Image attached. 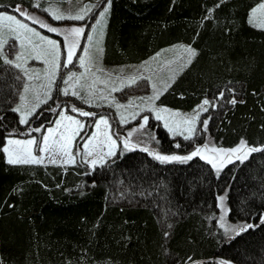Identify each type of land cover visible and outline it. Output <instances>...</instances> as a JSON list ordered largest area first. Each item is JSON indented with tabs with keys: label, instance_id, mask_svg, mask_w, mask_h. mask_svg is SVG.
I'll use <instances>...</instances> for the list:
<instances>
[{
	"label": "trees",
	"instance_id": "16d2710c",
	"mask_svg": "<svg viewBox=\"0 0 264 264\" xmlns=\"http://www.w3.org/2000/svg\"><path fill=\"white\" fill-rule=\"evenodd\" d=\"M262 1L111 0L102 63L136 64L171 45L187 44L196 55L157 104L191 111L206 98L213 103L201 115L195 139L170 138L151 122L147 148L184 156L208 141L226 149L241 139L247 146H264V28L249 23ZM16 5L56 27L60 34L27 19L58 39L71 26L35 11L34 0H0V10L15 11ZM0 65L2 264H211L218 258L264 264V152L215 168L200 157L161 163L139 145L91 170L81 162L9 164L5 139L24 135L25 127L13 111L16 70L1 53ZM60 95L55 90L28 125H49L57 110L47 109L73 101ZM233 98L236 103H229ZM223 209L230 222L252 227L229 236L219 226Z\"/></svg>",
	"mask_w": 264,
	"mask_h": 264
},
{
	"label": "rangeland",
	"instance_id": "374dc122",
	"mask_svg": "<svg viewBox=\"0 0 264 264\" xmlns=\"http://www.w3.org/2000/svg\"><path fill=\"white\" fill-rule=\"evenodd\" d=\"M39 2L40 7L35 8L34 10L37 12L45 13L47 14L51 19H53L51 13H57V14H64V15H75L85 4H92L97 5L99 4V7H94L92 13L88 14L86 16V20L84 21H76V20H70V19H64V20H55L62 23H70V27H78V25H88L91 26L94 24L95 19H99V17L96 15L105 5L103 4L102 0H72L71 3H68L67 0H34V4ZM264 3V0L261 2ZM259 3L255 9L256 11L254 13L251 12L252 18L259 24L264 23V10H261L259 8ZM44 9H48V11H44ZM0 12H5L10 15L16 16L18 19H20L23 23L28 24L30 28H33L36 32L40 33V35L52 39L55 41H58L61 43L60 48V57H59V63L63 65L65 62V58L67 55L66 52V42L63 40V36H61L60 39L56 38L55 36L51 35L50 33L45 32L44 30H41L36 25H33L30 21H28L25 18L20 17L15 11H8L5 9L0 10ZM105 22L106 18L103 19L102 22V35L100 33V30L93 32L91 27H85V35H91L93 36L92 41L86 40L83 36L79 38L78 45L79 48L74 49L73 51V64H70L68 68L61 67L60 71L64 74V78H67L68 75H70L72 72L77 73L78 76H81L83 74L82 78L80 79L79 83L76 84L75 87H72V84L74 82H70L69 85H64L62 80L60 79V76L57 75L56 78V85H59L60 96L68 97L70 96L73 101L71 100H63L64 103H61L59 107L54 106V110H57L56 116L54 117L53 121L46 126L41 127L40 132L32 131V129L40 127L39 126H33L28 124H21V126L25 127L24 135H8L5 139V143L3 147H7V139H30L31 137H36L38 140H42L43 136L48 135L47 129L48 128H55V121L60 120L61 127L68 129V134L71 135L72 130H76L78 132L77 135L73 137L72 144L69 145V150L75 155V162H68L64 163L63 159L57 157L56 163H50L48 157L46 154L41 153V155H45V161L43 164H58L61 166H67V165H73L76 162L83 163V160H91V159H97L96 156L93 157H85L83 156V146L88 143L89 140L92 141V143L88 144L89 148H92L94 144H99L101 141L107 142V144L110 146V141H108V135H112L113 133H116L121 137V139H117V147H113L112 151L114 152L113 155H105L103 160H98V165H102L105 163L108 159L114 157L118 151H127L128 149L123 147L122 139L127 138V132L131 129L137 128L139 123H142L141 117L147 115L149 116V123L153 122L154 127H160L163 128L166 132V134L170 138H181L183 139L182 135H176L173 136V133L168 130L164 126L165 121L167 120L169 123H171V117L169 116L168 112L161 113L165 119H162L160 121H157L155 119V112H149L147 109L152 106V104L146 103L145 101L141 100L140 97H148L153 95V89L151 87L152 84L156 85V88L158 90H161L163 93L165 88L167 89V85L171 84L172 81L176 78L178 73L184 69L188 65L189 60V53L185 50L186 48L190 47L187 44L178 43L171 45L163 50H160L156 54L152 55L151 57L147 58L146 60H143L139 63L134 64H123V65H113L108 66L104 65L102 63V53H96V48L100 47L102 48V36L104 34V28H105ZM66 25V24H65ZM82 26V25H81ZM9 28H16L15 24H11L8 26ZM69 25H67V28ZM69 27V28H70ZM12 33H9L11 35ZM31 35V34H29ZM33 41L35 43H39V40L37 37H33ZM64 46V47H63ZM82 48H88L90 49L93 54L98 56V66L102 71L97 72L96 67L93 66L90 71H86L85 67H82L79 63V60L76 59L78 56L84 55V53L80 50ZM0 53L5 59V56L7 59L11 60L13 59V56L15 53L9 52L7 48L0 50ZM193 56L191 57L192 60ZM44 57L41 56L40 58H33L31 56H28L25 54L24 60L17 61L18 63H21L24 68L35 70L36 73H40L41 78L36 79L35 76L33 79L29 80L26 76H24L21 69H17L14 66H12L16 70L17 76H20L21 79H17V87H16V95L13 102V109L17 108L21 105V100L19 99L21 94L26 95L27 97V105L29 108L32 107V105L35 103L34 95L36 93H40L43 95V89L40 88V85L43 83H46V81L43 79V71L48 66L43 63ZM10 65V64H9ZM74 65V66H73ZM143 66V67H141ZM95 72L97 77H100V80H96V78L91 74ZM133 77H147L150 79L145 78H139L136 80V83L131 82V78ZM87 82L88 85H91V94L88 92L82 91L79 88V84ZM103 81V82H101ZM29 85V90L27 93H24V85ZM67 87L69 89V95H64L62 92V89ZM120 89L113 91L112 89ZM73 91H80L81 96L84 97V99H87L89 102L85 103L84 100L77 96L71 95V92ZM55 88H53L51 92V96L54 94ZM161 95V94H160ZM159 95V96H160ZM210 100V99H209ZM211 101V100H210ZM203 102V101H202ZM202 102L199 104L201 105ZM155 108H166L170 110L171 112L178 113L179 115L176 117L177 123L179 124L180 130L184 131L188 125L183 124L180 120V117L185 115H193L194 109H197V106L191 110V111H181L178 109H173L170 107H166L163 105L157 104V99L153 102ZM124 105V107L117 109L116 105ZM213 104V103H212ZM76 106L77 108L83 109L84 111L93 112L96 113V116H81L78 112H72L71 107ZM211 105H204V108H207ZM38 109H36L37 111ZM63 112L66 116H71L75 120H79L81 124L84 125L83 130H80L79 127L76 124H73L71 121L62 119L58 113ZM206 111L200 110V115L205 113ZM18 114V117L20 119V113L16 112ZM99 115H104L109 119L110 125H112L111 128H105L103 125H101L99 132L94 126L95 120L98 118ZM123 115L126 119V123L120 122V117ZM34 116V115H33ZM33 116H29L28 119L32 118ZM198 119V121H199ZM198 121L196 122V129L198 127ZM148 126V125H147ZM146 126V127H147ZM87 127H89V132H87ZM146 127L142 130H138L133 133L132 137L130 138L131 144H137L139 146L143 147H152L151 139H147V136H151V132H147ZM30 133V135H29ZM96 134V138L92 139V134ZM107 133L108 135H105ZM184 134L187 135V131H184ZM197 135V132L195 134V137ZM113 139H116V136L112 137ZM147 139V140H146ZM195 139V138H194ZM184 140V139H183ZM190 141V140H187ZM209 144V150H206L202 152L203 156H207L213 160V162L218 167H222L228 162H233L239 153L233 154L231 161L225 158V153L216 152L213 153L210 151L211 148H222L215 146L211 141L206 142ZM239 146V145H238ZM236 146V147H238ZM138 148V147H137ZM227 150L226 148H223ZM105 152L108 151V147H105ZM243 151L246 152V149H243ZM5 153V152H4ZM35 154V153H34ZM6 159H8V154L5 153ZM247 156V155H246ZM245 156V157H246ZM244 157H242L243 159ZM87 169L91 170L94 167L91 164L83 163ZM95 166V167H96ZM221 217L223 219H221ZM264 217V213L262 214L261 218ZM260 218V219H261ZM219 226L221 229L225 231L226 234L229 236L236 235L243 231L245 229L244 226H247L245 224H239V223H233L230 222V220L227 218V213L225 209H223V212L219 214ZM186 264H204L203 261H191ZM211 264H237L230 260L224 259V258H218L215 261H213Z\"/></svg>",
	"mask_w": 264,
	"mask_h": 264
},
{
	"label": "snow or ice",
	"instance_id": "6c2138e0",
	"mask_svg": "<svg viewBox=\"0 0 264 264\" xmlns=\"http://www.w3.org/2000/svg\"><path fill=\"white\" fill-rule=\"evenodd\" d=\"M68 3H71L72 0H67ZM103 4L105 5L96 15L99 17V19L94 20V24L91 26L83 25L79 27H70L66 28L63 31V40L66 42V58L63 65L59 63V57H60V48L61 43L52 39H48L40 33L36 32L33 28H30L28 24L23 23L20 19H18L14 15L7 14L5 12H0V50H3L7 48L9 52L15 53L13 56V59L9 60L5 56L4 62L7 64H10L14 66L17 69H21L24 76H26L29 80L33 79L35 76L36 79H40V73H36L35 70H30L27 68H24L21 63H18L17 61L24 60L25 54L28 56H31L33 58H40L41 56L44 57L43 63L47 65L48 67L44 69L43 71V79L46 81V83H43L40 85V88L43 89V95L40 93H36L34 95L35 103L32 105L31 108L27 105V97L24 94H21L19 99L21 100V105L17 108L13 109V111L20 113V124H28L29 123V116L33 115H39L36 112V109L40 108L42 104H47L48 100L53 99L51 96V92L53 88L57 92H60L61 89L59 88V85H56V78L57 75L60 76V79L62 80L64 85H69L70 82H74L72 84V87H75L77 83H79L80 79L82 78L83 74L81 76H78L77 73L72 72L70 75L67 76V78H64V74L60 71L61 67L68 68L70 64H73V51L74 49L79 48L78 40L82 36L88 40L92 41L93 36L91 35H85V27H91L93 32H96L100 30V33L102 35V22L104 17L106 16L108 12V7L111 4V0H102ZM219 5H217L218 7ZM35 8H39L40 4L37 2L33 5ZM94 7H99V4L92 5V4H85L75 15H64V14H57V13H51L53 19L55 20H64V19H70V20H76V21H84L86 20V16L90 13H92ZM259 8L261 10H264V3H261L259 5ZM44 11H48V9H44ZM212 10H209V15ZM256 9H252L251 12L254 13ZM15 12L19 14L20 17H24L25 19H31L33 23H39L41 28H46L48 32L52 33H59V30L56 27L51 26L50 24L44 23L39 21L36 17L30 16L29 13L23 8L22 5H16L15 6ZM209 16H205L204 19H208ZM249 23L252 24L254 27H260L264 28V23H257L252 16L250 15ZM11 24H15L16 28H9L8 26ZM9 33H12L9 35ZM31 34V35H29ZM33 37H37L39 40V43H35L33 41ZM84 55L76 57V59L79 60V63L82 67H85L86 71H90L93 66L96 67V71H102V69L98 66V56L93 54V52L88 48H82L80 49ZM190 55L188 63H191V57L196 55V52L191 47H188L185 49ZM96 53H102L103 49L100 47L96 48ZM2 66V65H0ZM74 66V65H73ZM187 66V65H185ZM143 67V66H141ZM96 80H100V77L96 76V73H91ZM139 78H145L150 79L147 77H133L131 78L132 83H136V80ZM17 79H21L20 76H17ZM103 82V81H101ZM24 93H27L29 90V85L25 84L24 86ZM91 85H88L87 82L79 84V88L82 91L88 92L91 94ZM153 89V95L148 97H140L141 100L145 101L146 103L152 104L151 107H149L147 110L149 112H155V119L157 121H160L162 119H165L161 115V113L168 112L169 116L171 117V123H169L167 120L165 121L164 126L168 128L170 132L173 133V136L176 135H182L184 140H192L195 138V134L197 132V129L195 127L196 122L199 119L200 110L207 111V108H204V105H212V101L209 99H204L201 105L197 106V109H194L193 115H185L180 117V120L183 124L188 125V127L184 130L187 131V135L184 134V131L180 130L179 124L177 123L176 117L179 115L178 113L171 112L170 110L166 108H155L154 101L159 98V95L162 94L161 90H158L156 88L155 84L151 85ZM167 87H170V84L167 85ZM120 90V89H112ZM166 90V88L164 89ZM62 92L64 95H69V89L65 87L62 89ZM71 95L77 96L84 100L85 103H88L89 101L87 99H84L83 96H81L80 91H73L71 92ZM218 99L224 98V93L220 92L218 94ZM229 103L235 104L236 100L233 98L232 100L228 101ZM242 102V101H241ZM59 107V105H57ZM117 109L124 107V105L117 104ZM47 111H54L53 108H48ZM72 112H78L81 116H96V113L84 111L83 109L77 108L76 106L71 107ZM58 115L62 119H66L71 121L73 124H76L80 130H83L84 125L81 124L79 120H75L71 116H66L63 112L58 113ZM142 123L138 124L137 128L131 129L127 132V138L122 139L123 147L129 150H135L136 147H138L137 144H131L130 138L132 137L133 133L144 129L149 122V116L145 115L141 117ZM121 123H126V119L123 115L120 117ZM207 123L208 120H204L200 127L203 131L207 130ZM55 128H48L47 132L48 135L43 136L42 140H38L36 137H31L30 139H7V147H2L3 152L8 154L7 162L9 164H43L45 161V155H41V153L46 154V156L49 159L50 163H56L57 157L66 158L63 159L64 163L68 162H75V155L69 150V145L72 144L73 137L78 134L76 130H72L71 135L68 134L67 128L61 127L60 120L55 121ZM101 125H103L105 128H111L112 125L109 123V119L104 115H99L98 118L94 122V126L99 132ZM40 127L32 129V131L40 132ZM30 135V133H29ZM105 135H108L105 133ZM116 136V139H113L112 137ZM96 138V134H92V139ZM117 139H121L119 135L116 133H113L112 135H108V141H110V146L105 141H101L99 144H94L92 148L88 147V144L92 143L91 140L88 141L87 144L83 146V156L85 157H93L96 156L97 159H91V160H83V163L91 164L93 167H95L98 163V160H103L105 155H113L114 152L112 151L113 147H117ZM105 147H108V151L105 152ZM175 147L179 148L180 144L177 143ZM243 149H246V152L243 151ZM145 152H148L150 155H153L155 159L160 161L161 163H170L173 161H179L181 163H185L189 160H192L194 157H200L201 159H204L207 161V163L211 164L213 168L216 167V164L213 162V160L207 156L201 155L202 152L209 150V144L205 143L203 145H197L194 147L193 151L187 155L179 156V155H162L158 152H156L154 149L150 150L147 147H144L142 149ZM210 151L213 153L220 152L225 153V158L231 161L232 155L239 153L235 158L243 162L242 157H245L247 154H251L254 152H264V146H247L246 142L241 139L240 144L238 147L230 148V149H223V148H211ZM35 153V154H34ZM219 170H217V173ZM224 197H219V200L222 202ZM222 207V204H221ZM227 211V209H225ZM221 219H223L221 217ZM261 222L264 223V217L261 218ZM245 229L247 227H252V225L244 226ZM167 235V233L165 234ZM2 264V262H0Z\"/></svg>",
	"mask_w": 264,
	"mask_h": 264
}]
</instances>
